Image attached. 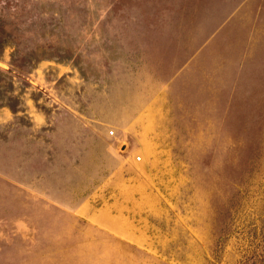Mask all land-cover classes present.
I'll use <instances>...</instances> for the list:
<instances>
[{
	"label": "rangeland",
	"instance_id": "rangeland-1",
	"mask_svg": "<svg viewBox=\"0 0 264 264\" xmlns=\"http://www.w3.org/2000/svg\"><path fill=\"white\" fill-rule=\"evenodd\" d=\"M0 264H264V0H0Z\"/></svg>",
	"mask_w": 264,
	"mask_h": 264
},
{
	"label": "crops",
	"instance_id": "crops-1",
	"mask_svg": "<svg viewBox=\"0 0 264 264\" xmlns=\"http://www.w3.org/2000/svg\"><path fill=\"white\" fill-rule=\"evenodd\" d=\"M175 53H176V52H175ZM175 53H174V51H173V52H172V55H171V57H170L169 59H172V58L175 57V56H176V57H179V58L184 57L183 54H180V55L176 54V55H175ZM159 54H160L159 51H156L155 56L157 55L156 57H158V58H162V57H159V56H160ZM169 59H168L167 61L160 62L158 65H161V64H162L164 68L172 67V66H173V63L170 62Z\"/></svg>",
	"mask_w": 264,
	"mask_h": 264
}]
</instances>
